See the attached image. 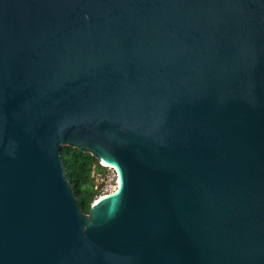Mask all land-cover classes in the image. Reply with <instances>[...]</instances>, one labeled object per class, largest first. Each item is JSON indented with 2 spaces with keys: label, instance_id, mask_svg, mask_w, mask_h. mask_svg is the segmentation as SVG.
<instances>
[{
  "label": "water",
  "instance_id": "water-1",
  "mask_svg": "<svg viewBox=\"0 0 264 264\" xmlns=\"http://www.w3.org/2000/svg\"><path fill=\"white\" fill-rule=\"evenodd\" d=\"M0 264H264V0H0Z\"/></svg>",
  "mask_w": 264,
  "mask_h": 264
},
{
  "label": "trees",
  "instance_id": "trees-1",
  "mask_svg": "<svg viewBox=\"0 0 264 264\" xmlns=\"http://www.w3.org/2000/svg\"><path fill=\"white\" fill-rule=\"evenodd\" d=\"M60 155L67 181L79 202L82 213L87 215L94 200L101 195L103 185H97L96 180L106 179L108 168L100 166L89 153H83L69 146L62 147Z\"/></svg>",
  "mask_w": 264,
  "mask_h": 264
},
{
  "label": "built area",
  "instance_id": "built-area-1",
  "mask_svg": "<svg viewBox=\"0 0 264 264\" xmlns=\"http://www.w3.org/2000/svg\"><path fill=\"white\" fill-rule=\"evenodd\" d=\"M107 168H110V174L107 176L106 179H102V178L99 179L100 181L99 185H103L101 195L99 197L116 189L117 172L114 168L111 167H107Z\"/></svg>",
  "mask_w": 264,
  "mask_h": 264
},
{
  "label": "rangeland",
  "instance_id": "rangeland-1",
  "mask_svg": "<svg viewBox=\"0 0 264 264\" xmlns=\"http://www.w3.org/2000/svg\"><path fill=\"white\" fill-rule=\"evenodd\" d=\"M100 166H101V165H100ZM102 167H105V166H104V165H102ZM107 173H108V175L110 174V168H108V172H107ZM96 183H97V185H99V184H100V181H99V179H97V180H96ZM98 198H99V196L97 197V199H98ZM97 199H95V200H97ZM95 200H94V201H95Z\"/></svg>",
  "mask_w": 264,
  "mask_h": 264
},
{
  "label": "bare ground",
  "instance_id": "bare-ground-1",
  "mask_svg": "<svg viewBox=\"0 0 264 264\" xmlns=\"http://www.w3.org/2000/svg\"><path fill=\"white\" fill-rule=\"evenodd\" d=\"M102 164V163H101ZM104 166H106V165H104ZM106 167H111V166H106ZM111 168H113V167H111Z\"/></svg>",
  "mask_w": 264,
  "mask_h": 264
}]
</instances>
